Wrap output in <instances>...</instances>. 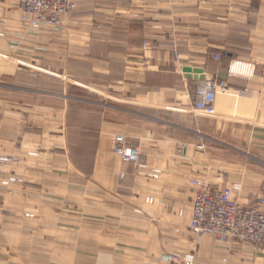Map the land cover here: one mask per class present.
I'll return each mask as SVG.
<instances>
[{
	"label": "crops",
	"instance_id": "crops-1",
	"mask_svg": "<svg viewBox=\"0 0 264 264\" xmlns=\"http://www.w3.org/2000/svg\"><path fill=\"white\" fill-rule=\"evenodd\" d=\"M74 1L33 32L0 0V153L25 181L0 194V264H264L188 228L193 180L240 184L244 207L264 197V0ZM185 68L224 83L216 117L193 112L202 80ZM120 135L144 175L112 153Z\"/></svg>",
	"mask_w": 264,
	"mask_h": 264
},
{
	"label": "built area",
	"instance_id": "built-area-1",
	"mask_svg": "<svg viewBox=\"0 0 264 264\" xmlns=\"http://www.w3.org/2000/svg\"><path fill=\"white\" fill-rule=\"evenodd\" d=\"M14 1L19 11V21L33 32L45 26L50 28L59 26L61 18L68 16L77 7L74 0ZM213 58L220 60L218 54ZM177 59L181 57L178 55ZM262 76L264 84V71ZM224 88V83L216 80L202 81L195 92L193 112L206 118L216 117V93L218 89ZM112 153L122 161L134 163L139 169V174H145L139 148L129 145L124 136H116L113 139ZM19 159L15 155L0 153V174L8 165L18 164ZM158 174V171H154L149 176L157 178ZM17 179L18 177L11 176L0 177V186L22 183V180ZM190 183L195 187V192L188 228L194 236H211L222 242L249 243L264 251V197H258L254 205L244 207L236 199L241 190L238 183L222 189H213L207 183L194 180ZM146 203H152V199L147 198ZM163 257L172 264H194L195 261L193 254H172Z\"/></svg>",
	"mask_w": 264,
	"mask_h": 264
},
{
	"label": "rangeland",
	"instance_id": "rangeland-1",
	"mask_svg": "<svg viewBox=\"0 0 264 264\" xmlns=\"http://www.w3.org/2000/svg\"><path fill=\"white\" fill-rule=\"evenodd\" d=\"M14 1V0H13ZM15 2V1H14ZM77 8V7H76ZM75 8V9H76ZM74 9V10H75ZM10 58V57H9ZM1 59V58H0ZM1 60H3V59H1ZM7 61H9L10 63L12 62V63H15L14 61L15 60H7ZM4 79V78H3ZM9 80V78L7 77V81ZM75 155V154H74ZM26 157H29V158H36V157H38L39 156V154L38 153H33V152H27V154L25 155ZM75 160H76V164H78L79 166H82V168L84 169V170H86L87 171V169H88V164H89V160L88 159H85V158H82V157H80V156H78L77 154L75 155ZM20 164V159H19V162H18V164H13V165H8L7 167L8 168H6V169H3V172H2V174H5V176H11V177H16L15 176V173H14V170L12 169L13 167H15V166H17V165H19ZM5 176H0L1 178H4ZM21 177V178H20ZM20 177H18V179L19 180H22V183L21 182H18V183H12L13 185H9V186H7V187H4V186H0V194H3V195H13L14 193H17V192H22L21 191V187L22 188H24V185H25V181H24V178L22 177V176H20ZM17 179V181H19ZM21 183V184H20ZM10 210H8L7 211V213H9L10 214V212H9ZM12 215V214H11ZM25 216H27V217H33V214H31V213H26L25 214ZM103 253H108L110 250H105V249H102L101 250Z\"/></svg>",
	"mask_w": 264,
	"mask_h": 264
},
{
	"label": "water",
	"instance_id": "water-1",
	"mask_svg": "<svg viewBox=\"0 0 264 264\" xmlns=\"http://www.w3.org/2000/svg\"><path fill=\"white\" fill-rule=\"evenodd\" d=\"M183 72H184V77L186 78V79H197V80H204L205 78H204V76H202V72H201V70L200 69H189V68H185L184 70H183ZM192 73L194 74V76L192 75Z\"/></svg>",
	"mask_w": 264,
	"mask_h": 264
},
{
	"label": "bare ground",
	"instance_id": "bare-ground-1",
	"mask_svg": "<svg viewBox=\"0 0 264 264\" xmlns=\"http://www.w3.org/2000/svg\"><path fill=\"white\" fill-rule=\"evenodd\" d=\"M6 177V176H5Z\"/></svg>",
	"mask_w": 264,
	"mask_h": 264
}]
</instances>
